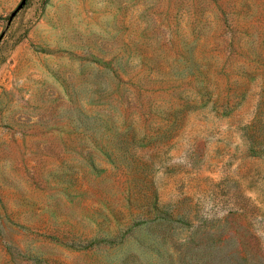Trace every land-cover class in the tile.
<instances>
[{
	"label": "rangeland",
	"instance_id": "rangeland-1",
	"mask_svg": "<svg viewBox=\"0 0 264 264\" xmlns=\"http://www.w3.org/2000/svg\"><path fill=\"white\" fill-rule=\"evenodd\" d=\"M0 0V264H264V0Z\"/></svg>",
	"mask_w": 264,
	"mask_h": 264
},
{
	"label": "water",
	"instance_id": "water-1",
	"mask_svg": "<svg viewBox=\"0 0 264 264\" xmlns=\"http://www.w3.org/2000/svg\"><path fill=\"white\" fill-rule=\"evenodd\" d=\"M24 3H25V0H23V1L21 2L20 6H22Z\"/></svg>",
	"mask_w": 264,
	"mask_h": 264
}]
</instances>
